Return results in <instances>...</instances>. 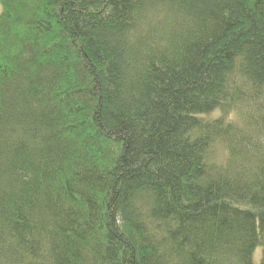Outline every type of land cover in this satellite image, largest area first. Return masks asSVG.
<instances>
[{
	"label": "trees",
	"instance_id": "trees-1",
	"mask_svg": "<svg viewBox=\"0 0 264 264\" xmlns=\"http://www.w3.org/2000/svg\"><path fill=\"white\" fill-rule=\"evenodd\" d=\"M258 247L264 0H0V264Z\"/></svg>",
	"mask_w": 264,
	"mask_h": 264
},
{
	"label": "rangeland",
	"instance_id": "rangeland-1",
	"mask_svg": "<svg viewBox=\"0 0 264 264\" xmlns=\"http://www.w3.org/2000/svg\"><path fill=\"white\" fill-rule=\"evenodd\" d=\"M221 151H217V155H220ZM260 258H261V247H258L255 252H254V255H253V262L255 264H257L259 261H260Z\"/></svg>",
	"mask_w": 264,
	"mask_h": 264
}]
</instances>
